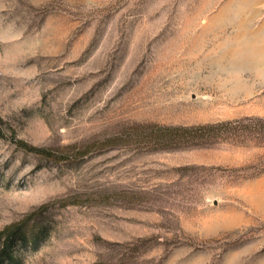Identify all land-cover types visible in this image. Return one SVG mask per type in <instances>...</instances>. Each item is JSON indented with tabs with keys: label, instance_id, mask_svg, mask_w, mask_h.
Listing matches in <instances>:
<instances>
[{
	"label": "rangeland",
	"instance_id": "1",
	"mask_svg": "<svg viewBox=\"0 0 264 264\" xmlns=\"http://www.w3.org/2000/svg\"><path fill=\"white\" fill-rule=\"evenodd\" d=\"M240 117L264 118V0H0V231L44 205L4 264H264V136L87 150Z\"/></svg>",
	"mask_w": 264,
	"mask_h": 264
},
{
	"label": "trees",
	"instance_id": "2",
	"mask_svg": "<svg viewBox=\"0 0 264 264\" xmlns=\"http://www.w3.org/2000/svg\"><path fill=\"white\" fill-rule=\"evenodd\" d=\"M263 136L264 118L261 117H240L235 120H222L216 123H201L199 125L161 126L154 123H144L134 124L114 136L107 137L105 140L91 143L88 145L87 150L95 146L114 147L125 144L148 150L211 146L220 141L233 142L239 145V143L262 138ZM14 142L18 147L50 160L61 161L67 159L63 154L54 153L46 148L29 144L24 140L15 139ZM78 156H80L78 152L74 151L73 157ZM43 207L44 205L40 206L37 210L28 214L26 218L12 223L0 231V264H4L6 259L11 258V247L18 239L23 242L27 241V237L24 233L20 234V230L28 223L27 219Z\"/></svg>",
	"mask_w": 264,
	"mask_h": 264
}]
</instances>
